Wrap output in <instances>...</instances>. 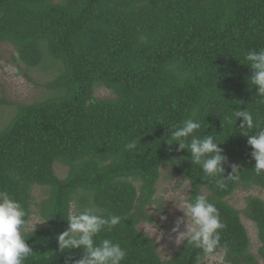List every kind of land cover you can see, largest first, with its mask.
<instances>
[{"label": "trees", "instance_id": "16d2710c", "mask_svg": "<svg viewBox=\"0 0 264 264\" xmlns=\"http://www.w3.org/2000/svg\"><path fill=\"white\" fill-rule=\"evenodd\" d=\"M3 44L15 48L17 66L56 75L45 85L52 92L45 100L0 99V107H16L0 131V191L44 223L23 233L33 251L25 264L82 258L80 249L61 253L56 238L68 227L69 205L90 203L122 218L99 239L127 250L123 264H204L219 253L222 264H259L242 212L228 198L242 186L264 191V173L253 171L242 118L229 123L226 116L248 109L264 128V98L249 83L251 67L242 64L248 50L264 48V0H0ZM98 89L113 97L96 98ZM189 117L201 123L197 135L220 143L225 178L233 164L239 168L223 189L216 178H201L187 150L167 144L171 128ZM132 140L140 141L138 150H125ZM57 164L67 168L64 179ZM163 167L189 179V197L202 192L219 210L226 228L214 254L204 256L185 241L164 261L155 240L139 230L155 220L147 208ZM36 187L45 191L40 201ZM245 216L264 257V201L249 197Z\"/></svg>", "mask_w": 264, "mask_h": 264}, {"label": "clouds", "instance_id": "9594fccd", "mask_svg": "<svg viewBox=\"0 0 264 264\" xmlns=\"http://www.w3.org/2000/svg\"><path fill=\"white\" fill-rule=\"evenodd\" d=\"M244 61L242 64L252 69V74L248 78L249 83L258 90L256 95L264 98V48L248 50L244 55ZM233 117L236 121L242 118L240 124L242 134L247 137V144L253 150L251 152V157L255 161L253 171L257 175L264 173V128L254 120L248 109L233 110L226 119L231 123ZM200 128L201 123L189 117L180 125L171 128L167 144L170 146L178 144V151L187 150L191 154V163L202 170L201 178L203 180L216 178V186L223 189L226 181L234 179L239 168L233 164L232 173L225 178V164L228 158L218 146L220 143L215 136L197 135ZM139 143L138 140H132L125 145V150H138ZM188 180L185 178L186 183ZM176 208L183 216L176 220L170 239H173L177 246L186 241L187 246L200 250L204 256L214 254L220 246L221 231L226 225L208 196L197 192L194 197H181L178 202L176 201ZM65 219L68 227L56 238L60 252L70 253L74 249L84 252L80 259L70 256L66 264H123L127 250L112 239H99L101 233H111L121 224L120 216L104 215L91 203L79 210H74L70 204ZM161 219L166 221L167 217ZM30 225L31 217L22 204L8 192L0 191V264H25L33 254L23 235Z\"/></svg>", "mask_w": 264, "mask_h": 264}, {"label": "rangeland", "instance_id": "374dc122", "mask_svg": "<svg viewBox=\"0 0 264 264\" xmlns=\"http://www.w3.org/2000/svg\"><path fill=\"white\" fill-rule=\"evenodd\" d=\"M15 48L10 44L0 46V99L21 105H31L33 103L45 100L52 95V92L46 89L45 85L55 79V70L47 67L27 69L24 65L17 66L13 57ZM50 62L47 61V65ZM61 63H59L60 67ZM95 97L99 99H107L113 97L110 91L106 89H98L95 92ZM16 114L15 106L0 107V131L7 126ZM56 174L60 179H64L67 175V168L61 164L55 166ZM181 186L183 189L181 190ZM33 195L37 201H40L45 196L44 189L36 187ZM181 197H189V184L177 176L170 168H162L161 179L158 183V193L154 203L147 208L148 215L155 220L153 222H142L139 225V230L146 234L151 239L155 240L158 248V254L164 261L173 258L181 249L182 245L177 246L172 236V228L178 218L183 216V213L176 208V201ZM249 197L259 198L264 201V191L258 187L238 188L236 192L228 198L229 204L235 209L242 212V221L249 232L251 239V253L257 258L259 264H264V257L260 254L261 243L258 238L256 226L245 216L247 199ZM158 207V208H154ZM74 210H79L74 205ZM161 217H167V220H162ZM32 225L27 231L38 229L44 225L43 220L33 215ZM183 230V226L182 229ZM223 253L208 257L204 264H222Z\"/></svg>", "mask_w": 264, "mask_h": 264}]
</instances>
